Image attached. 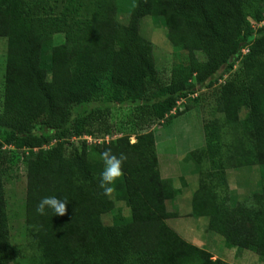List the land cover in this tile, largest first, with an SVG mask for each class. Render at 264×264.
Segmentation results:
<instances>
[{"label":"trees","instance_id":"obj_1","mask_svg":"<svg viewBox=\"0 0 264 264\" xmlns=\"http://www.w3.org/2000/svg\"><path fill=\"white\" fill-rule=\"evenodd\" d=\"M120 11L117 0H0V38L7 39L0 264H229L168 225L179 215L168 205L181 190L161 177L156 139L146 132L187 113L190 106L178 109L181 100L217 85L220 74L226 79L216 108L223 118L204 123V147L188 154L198 164L190 216L207 218V231L222 236L225 246L264 263V186L251 204L231 205L227 177L232 167L264 172V25L253 26L264 20V0H134L127 23L118 20ZM148 17L162 19L174 49L168 77L156 66L152 42L141 35ZM91 103L97 108L76 115ZM124 103H135V143L129 137L91 145L81 140L111 134L110 106ZM109 147L127 161L106 195L99 187V154ZM19 153L27 155L30 258L11 243L6 210L4 175ZM46 196L66 199V214H38ZM112 213L113 224H106Z\"/></svg>","mask_w":264,"mask_h":264},{"label":"rangeland","instance_id":"obj_2","mask_svg":"<svg viewBox=\"0 0 264 264\" xmlns=\"http://www.w3.org/2000/svg\"><path fill=\"white\" fill-rule=\"evenodd\" d=\"M120 12L118 20L121 23H127L129 10H131L134 0H117ZM141 35L152 42L154 49V59L157 68L168 77L170 69L168 61L173 58L174 49L167 39V30L164 27L162 19L145 18L141 25ZM62 36H56L55 44L62 42ZM7 58V39L0 38V91L5 74ZM239 63H236L234 70H237ZM223 75H226L225 72ZM219 83L212 87H199L193 91L186 99L178 104L180 111L190 106V110L179 116L171 118L168 123L163 125L156 124L146 132H152L156 139L160 164L162 168H167V159L175 158L176 171L171 172L174 176L172 181L174 186L183 188L185 182L188 186L183 190V198L180 202L169 203L168 210H179V215L167 220L168 225L176 230L182 229V226L188 231V224L193 223L189 228L191 234L196 233L194 245L208 251L213 259H222L233 262H246L248 264H264L258 256L250 251L237 252L235 249L225 246L222 236L207 231V218H196L191 214V198L193 192L198 187V164L189 158L188 154L192 151H198L205 145L203 125L204 123L222 119L223 114L216 108V98L218 89L226 77L217 75ZM198 102L194 103L193 100ZM98 103H91L79 108L76 115H86L92 109L97 108ZM135 103L113 104L110 106L109 121L114 125L113 131L108 136L95 133L92 138L85 136L81 140H86L89 145L108 142L120 137H129L131 143L136 142V136L139 131L134 120ZM176 113V112H175ZM109 137V140L106 138ZM2 138L0 137V141ZM227 143V139L224 140ZM74 144L79 146L78 140ZM7 151H15L13 148H7ZM26 154L19 153L17 159L10 163L4 175V190L6 199V210L9 220L10 240L15 246L23 249V254L27 257L33 256L34 251L30 247L26 231V200H27V161ZM208 166V161L202 167ZM227 177L230 184L231 205L238 201H249L254 193L261 192L264 186V172L258 166L229 168ZM187 198L188 201L185 200ZM247 202V203H248ZM251 204V203H250ZM124 209V215H128V209L124 203H118L117 208ZM181 212V213H180ZM115 213L104 217L106 224H113ZM180 232V231H179ZM199 234V235H198ZM187 239L192 235L184 234ZM183 238V237H182ZM192 240V239H191ZM14 264V263H13ZM18 264H32L31 262H22Z\"/></svg>","mask_w":264,"mask_h":264},{"label":"clouds","instance_id":"obj_3","mask_svg":"<svg viewBox=\"0 0 264 264\" xmlns=\"http://www.w3.org/2000/svg\"><path fill=\"white\" fill-rule=\"evenodd\" d=\"M104 164L99 187L106 195L114 191L115 182L124 175L123 166L127 161V155L115 154L109 147L99 154ZM67 200L58 199L57 196H46L41 198L36 206V212L40 215L46 214V209H51L55 215H65L67 211Z\"/></svg>","mask_w":264,"mask_h":264},{"label":"crops","instance_id":"obj_4","mask_svg":"<svg viewBox=\"0 0 264 264\" xmlns=\"http://www.w3.org/2000/svg\"><path fill=\"white\" fill-rule=\"evenodd\" d=\"M156 148H157V144H156ZM157 156H158V164H159V170H160V174H161V177L163 178V179H172L173 180V178H174V176H172V175H170V173L171 172H174V171H176L175 169H176V165H175V158L174 157H171L170 159H167V164L165 165L167 168H162V164H160V158H159V154H158V149H157ZM186 183V186H184L183 188H178L177 186H174L176 189H179V190H181V192H180V195L178 196V198H177V200L175 201V202H180V200L183 198V190H185L186 188H187V186H188V184H187V182H185ZM185 200L186 201H188L187 200V198H185ZM174 203V202H173ZM190 208H191V206H190ZM183 209H177V210H169L170 212H179V211H182ZM181 213V212H180ZM179 214V213H178ZM193 225V223H190V224H188V231H186L185 229H184V227L182 226V229H180V230H176V229H174L181 237H183L185 240H187L188 242H190V243H195V241H193L194 240V238H195V240H196V233H193V234H191V229H190V231H189V228L191 227ZM206 229H207V227H206ZM180 231V232H179ZM190 234V235H192V237L190 238V239H187L186 238V236L184 235V234ZM199 235V234H198ZM192 239V240H191ZM194 245V244H193ZM223 261H225V262H227V263H229V264H248V261L246 260V262H244V263H240V262H233V261H227V260H223Z\"/></svg>","mask_w":264,"mask_h":264},{"label":"built area","instance_id":"obj_5","mask_svg":"<svg viewBox=\"0 0 264 264\" xmlns=\"http://www.w3.org/2000/svg\"><path fill=\"white\" fill-rule=\"evenodd\" d=\"M253 24H254L253 25L254 27L258 28V26L260 27V26L264 25V20L260 24H258V23H253ZM247 52H248V48H243L242 53L246 54ZM175 112L176 111L174 110V111L171 112V114L174 115ZM106 140H109V137H107Z\"/></svg>","mask_w":264,"mask_h":264}]
</instances>
